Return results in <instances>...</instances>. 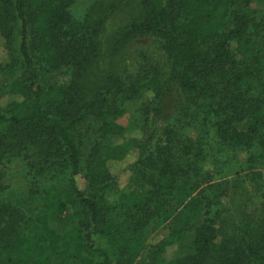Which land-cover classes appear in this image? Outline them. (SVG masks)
<instances>
[{
	"label": "trees",
	"instance_id": "trees-1",
	"mask_svg": "<svg viewBox=\"0 0 264 264\" xmlns=\"http://www.w3.org/2000/svg\"><path fill=\"white\" fill-rule=\"evenodd\" d=\"M251 1L148 0L140 23L127 32L146 35L151 48L136 53L132 74L109 75L100 92L81 101L70 86L40 85L41 74L62 67L85 70L92 30L85 35L72 26L68 9L74 0H0V72L11 74L0 94V156L23 138L14 155L22 153L34 187L38 179L49 183L31 219V233L20 230L25 200L0 191V264H133L149 228L169 221L174 226L143 262L164 264L166 251L186 237L199 207L201 221L190 252L167 263L264 264L261 206L244 210L240 223L224 228L211 198L194 183H177L178 170L162 146L127 137L116 122L124 113L121 105L139 88L149 91L154 106L175 83L184 95L194 96L192 102H206L216 134L251 162L252 145L264 130V41L259 35L264 24L244 14ZM211 75L228 77L210 83ZM89 119L99 123L100 136L80 169L77 126ZM245 120L246 128L238 130ZM108 135L121 143L106 142ZM131 153L127 182L118 188L111 163ZM66 211L76 219V229L55 234L48 221Z\"/></svg>",
	"mask_w": 264,
	"mask_h": 264
},
{
	"label": "rangeland",
	"instance_id": "rangeland-1",
	"mask_svg": "<svg viewBox=\"0 0 264 264\" xmlns=\"http://www.w3.org/2000/svg\"><path fill=\"white\" fill-rule=\"evenodd\" d=\"M160 1V0H153ZM148 0H74L68 9L72 26L79 33H91L92 44L88 46L85 70L76 72L69 67L41 74L40 85L70 86L81 101H88L101 91L105 79L109 75L123 78L132 74L134 58L140 50L150 49L151 43L146 35L129 34L131 26L138 25L144 14ZM246 16L252 17L256 23L264 24V0H252L244 9ZM263 36L264 29L259 33ZM18 44V30L15 28L11 47L15 53ZM264 57V53L261 52ZM4 59V51L0 40V62ZM264 62V61H263ZM264 72V64L262 66ZM228 77L208 76L210 83L222 81ZM11 74L0 72V94L7 90ZM217 90L221 85L216 86ZM188 96V97H187ZM184 95L177 84L171 83L158 104L153 106L148 90L139 88L130 101L121 105L123 116L116 122L127 131V137L138 138L151 146L154 142L163 147L173 165L177 168L178 184L194 183L202 196L213 200V208L221 210L226 227H234L242 220L240 214L258 205L264 210V130L252 145L251 162H245L247 153L238 151L234 143L225 141L215 132L214 119L207 111L206 102H192V94ZM6 99H2L3 104ZM245 120L236 128L244 130ZM81 165L94 142L99 139V123L89 119L77 126ZM1 134V127H0ZM106 142L119 144L121 139L108 135ZM104 138V140H105ZM20 142L9 144L12 151L0 156V188L1 193L25 200V222L21 232H33L32 217L37 212L43 188L49 184L39 181L37 187L31 180L32 172L27 169L24 158L15 154L20 150ZM25 140V138H24ZM8 146V147H9ZM17 148H16V147ZM9 147V148H10ZM2 152L0 151V154ZM135 157L129 154L120 162L111 163L110 172L118 188L127 182L128 166ZM162 157V155H161ZM83 174V171H80ZM37 179V178H36ZM83 180H79L82 186ZM200 207L194 216L192 227L186 237L174 241L164 255V264L173 257H182L190 252L193 230L201 221ZM49 228L55 234L76 229V219L70 211L57 215L48 221ZM174 226L171 222L153 225L144 237V247L138 253L133 264H143L145 256L152 245L161 237H165Z\"/></svg>",
	"mask_w": 264,
	"mask_h": 264
}]
</instances>
